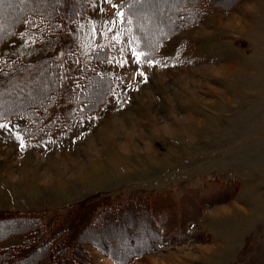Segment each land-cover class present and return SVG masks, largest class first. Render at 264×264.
Segmentation results:
<instances>
[{
  "label": "rangeland",
  "instance_id": "374dc122",
  "mask_svg": "<svg viewBox=\"0 0 264 264\" xmlns=\"http://www.w3.org/2000/svg\"><path fill=\"white\" fill-rule=\"evenodd\" d=\"M123 2L91 0L62 33L21 25L0 44V57L21 62L64 58L77 100L102 102L81 116L57 101L63 127L34 139L22 115L0 120V213H67L98 194L106 207L83 245L93 264H264V0H147L133 28ZM60 4L0 0V31ZM98 35L113 51L92 61ZM130 40L158 41L157 53ZM84 63L108 78L89 82ZM35 77L0 91V111L45 99L53 77Z\"/></svg>",
  "mask_w": 264,
  "mask_h": 264
},
{
  "label": "trees",
  "instance_id": "16d2710c",
  "mask_svg": "<svg viewBox=\"0 0 264 264\" xmlns=\"http://www.w3.org/2000/svg\"><path fill=\"white\" fill-rule=\"evenodd\" d=\"M90 1L80 0V3L77 4L74 0H61L56 11L50 14L42 9H29L23 15L15 17L8 28L0 31V44L16 34L21 25L39 29L43 35L62 33L70 22L72 23L85 15ZM146 1L124 0L123 26L133 28V23L136 22L134 5H143ZM99 35L96 37V46L90 52L92 61L106 59L107 55L110 52L112 54L113 51L111 47L107 48L100 43ZM129 35L128 33L127 36ZM130 43L134 46V50L143 56L155 55L156 49L159 47L158 41L153 44L154 47L151 50H147L140 42L130 40ZM66 67L64 58L42 57L30 62H21L18 57H0V91H5L4 88L6 89L11 82L25 75L31 76V79H34L35 76L36 79L41 74L53 77L51 85L44 89L45 99L39 103L31 102L17 108L1 110L0 120L13 115H22L30 121L23 129V136L26 139H34L63 127L64 118L53 112V105L59 100L65 105L72 104L81 116L100 109L102 102L99 100L91 99L90 102L77 100L83 88L78 87L76 82L72 86H67ZM82 68L89 82L95 78H108L105 75H99L95 69L88 68L85 63ZM100 197L101 195L98 194L85 197L71 205L67 213L52 212L47 209L0 213V228L8 229L7 232L1 233L0 241L12 237L20 238L18 243L0 245V264H93L83 245L94 241L87 240L89 239L87 234L92 230L99 217V214L95 215L97 209L106 207L104 200H101ZM97 246L111 256L115 262H121L99 243ZM133 255L135 254L129 257Z\"/></svg>",
  "mask_w": 264,
  "mask_h": 264
},
{
  "label": "bare ground",
  "instance_id": "6f19581e",
  "mask_svg": "<svg viewBox=\"0 0 264 264\" xmlns=\"http://www.w3.org/2000/svg\"><path fill=\"white\" fill-rule=\"evenodd\" d=\"M103 88H104V84H99L98 85V88H96V89L99 90V91H101V89H103ZM99 96L100 95H96L95 100H98L99 99Z\"/></svg>",
  "mask_w": 264,
  "mask_h": 264
},
{
  "label": "snow or ice",
  "instance_id": "6c2138e0",
  "mask_svg": "<svg viewBox=\"0 0 264 264\" xmlns=\"http://www.w3.org/2000/svg\"><path fill=\"white\" fill-rule=\"evenodd\" d=\"M136 59L139 62V60H140V54H136ZM2 127H6V126L3 125V124H0V128H2Z\"/></svg>",
  "mask_w": 264,
  "mask_h": 264
}]
</instances>
